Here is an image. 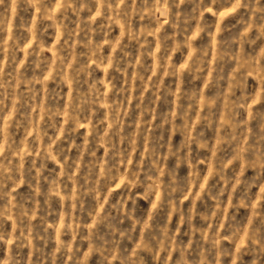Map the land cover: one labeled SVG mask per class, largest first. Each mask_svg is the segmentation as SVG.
Returning a JSON list of instances; mask_svg holds the SVG:
<instances>
[{
    "label": "rangeland",
    "instance_id": "374dc122",
    "mask_svg": "<svg viewBox=\"0 0 264 264\" xmlns=\"http://www.w3.org/2000/svg\"><path fill=\"white\" fill-rule=\"evenodd\" d=\"M0 264H264V0H0Z\"/></svg>",
    "mask_w": 264,
    "mask_h": 264
}]
</instances>
